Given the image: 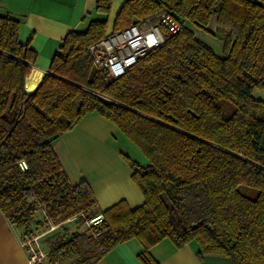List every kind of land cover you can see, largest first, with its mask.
Instances as JSON below:
<instances>
[{
	"label": "trees",
	"instance_id": "1",
	"mask_svg": "<svg viewBox=\"0 0 264 264\" xmlns=\"http://www.w3.org/2000/svg\"><path fill=\"white\" fill-rule=\"evenodd\" d=\"M110 5L96 0L97 16L65 36L32 90L37 53L19 42V20L0 15V209L22 240L37 212L56 225L102 215L84 230L64 228L46 264H93L133 238L144 264H159L150 249L163 239L195 241L201 260L264 264V98L253 95L264 91V0H125L108 31ZM162 11L181 22L178 32L164 30L116 78L95 68L89 46ZM185 23L218 39L222 54ZM92 112L148 160L132 162L138 207L121 200L99 211L90 186L61 169L52 141Z\"/></svg>",
	"mask_w": 264,
	"mask_h": 264
},
{
	"label": "crops",
	"instance_id": "2",
	"mask_svg": "<svg viewBox=\"0 0 264 264\" xmlns=\"http://www.w3.org/2000/svg\"><path fill=\"white\" fill-rule=\"evenodd\" d=\"M124 1L111 0L108 31ZM95 3L96 0H0V15L19 20V42L28 43L37 53L26 77L28 90L37 86L65 36L73 29H85L97 16ZM52 147L69 182L84 181L90 186L99 211L121 200L130 208L144 202L132 178V162L144 167L148 160L108 118L96 112L85 115L53 140ZM193 242L177 248L169 239H163L150 253L159 264H215L219 255H206L201 260L198 244ZM141 251V243L133 238L115 245L93 264H144ZM0 264H31L20 230L1 209Z\"/></svg>",
	"mask_w": 264,
	"mask_h": 264
},
{
	"label": "built area",
	"instance_id": "3",
	"mask_svg": "<svg viewBox=\"0 0 264 264\" xmlns=\"http://www.w3.org/2000/svg\"><path fill=\"white\" fill-rule=\"evenodd\" d=\"M181 27V22L174 15L162 11L154 18L131 24L118 33L108 34L99 43L89 46L88 52L95 68L116 78L147 52L159 46L164 41V30L176 33ZM18 166L22 171L28 168L24 159L18 162ZM101 219L102 215H96L87 223L96 224ZM31 241H23V245L28 252L29 262L37 264L44 254L34 250Z\"/></svg>",
	"mask_w": 264,
	"mask_h": 264
},
{
	"label": "rangeland",
	"instance_id": "4",
	"mask_svg": "<svg viewBox=\"0 0 264 264\" xmlns=\"http://www.w3.org/2000/svg\"><path fill=\"white\" fill-rule=\"evenodd\" d=\"M140 22L141 21H138L136 23H140ZM186 24L187 23H185V25ZM187 25L191 27L192 31L198 38L208 43L214 49L216 53L222 54V43L218 39H216L211 34L195 27L194 25H190V24H187ZM213 26L214 25L211 24L210 28L212 29ZM253 95L255 97L264 98V91L255 90ZM34 223L35 224L32 225V228H33L32 234L29 237H27V239H23V241L32 240L30 242V245L34 248V250L38 252H42L44 254V257H42L41 259V262H43V264H46L45 256H46V252L49 249L50 241L53 240L56 235L61 234L64 228H68L69 230L80 228L81 230H84L89 226V223L87 222L82 225L81 224L76 225L74 218L67 220L65 222H62L60 224H57V225L53 224L52 222L48 223V222H45V219L42 213H39V212L36 213V216L34 218ZM193 244L197 246L196 242H193ZM225 261L229 262V258L226 256H219L215 260V264H226ZM209 263L210 261L206 262V264H209Z\"/></svg>",
	"mask_w": 264,
	"mask_h": 264
}]
</instances>
